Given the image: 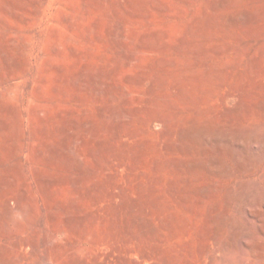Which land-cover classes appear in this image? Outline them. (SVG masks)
Segmentation results:
<instances>
[{"label": "rangeland", "instance_id": "obj_1", "mask_svg": "<svg viewBox=\"0 0 264 264\" xmlns=\"http://www.w3.org/2000/svg\"><path fill=\"white\" fill-rule=\"evenodd\" d=\"M263 125L264 0H0V264H264Z\"/></svg>", "mask_w": 264, "mask_h": 264}, {"label": "bare ground", "instance_id": "obj_2", "mask_svg": "<svg viewBox=\"0 0 264 264\" xmlns=\"http://www.w3.org/2000/svg\"><path fill=\"white\" fill-rule=\"evenodd\" d=\"M223 102V101H222ZM259 102V101H258ZM244 103V102H243ZM261 103V102H260ZM243 105V104H242ZM261 105V104H260ZM236 106V105H235ZM238 106V105H237ZM263 107V106H262ZM233 108V107H232ZM231 109V108H230ZM228 109V110H230ZM236 109V107L234 108ZM260 109V107H259ZM263 109V108H262ZM226 110V109H225ZM233 111V110H232ZM238 113V112H237ZM236 124V123H235ZM257 126V125H256ZM264 126V125H263ZM221 128V127H220ZM232 131V130H231ZM207 139V138H206ZM210 140V139H209ZM205 141V139H204ZM262 144V143H261ZM219 147V146H218ZM263 153V152H262ZM238 158V157H237ZM240 161V160H239ZM254 166V165H253ZM246 170V169H245ZM5 210V209H4ZM7 212V211H6ZM134 212V211H133ZM132 214V213H131ZM134 222H136V219H133ZM131 221V220H130ZM132 222V221H131ZM137 223V222H136ZM127 231V230H126ZM243 238V237H242ZM117 256L116 257H107L105 256H100V257H92V258H86L84 260H79L75 261L73 264H136L133 261H131L132 257V251L129 247L126 248H121V251L117 250L116 252ZM125 259V261H123ZM45 264H50V263H45Z\"/></svg>", "mask_w": 264, "mask_h": 264}]
</instances>
